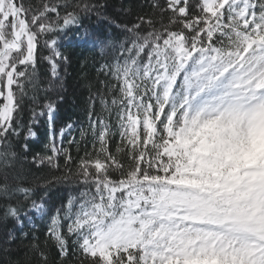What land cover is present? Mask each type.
<instances>
[{
	"label": "snow or ice",
	"instance_id": "snow-or-ice-1",
	"mask_svg": "<svg viewBox=\"0 0 264 264\" xmlns=\"http://www.w3.org/2000/svg\"><path fill=\"white\" fill-rule=\"evenodd\" d=\"M108 7L0 0V215L21 226L29 212L48 216L45 241L30 245L36 264H56L48 246L59 264H264V0L122 7L128 19L110 22L114 38L93 39L111 53L98 67L106 90L89 95L88 128L65 144L52 127L68 60L56 37ZM42 47L56 98L38 105ZM42 116L49 144L33 153L27 140ZM21 164L60 175L38 189L20 179ZM55 184L78 194L49 206ZM15 239L9 232L6 242Z\"/></svg>",
	"mask_w": 264,
	"mask_h": 264
},
{
	"label": "trees",
	"instance_id": "trees-1",
	"mask_svg": "<svg viewBox=\"0 0 264 264\" xmlns=\"http://www.w3.org/2000/svg\"><path fill=\"white\" fill-rule=\"evenodd\" d=\"M121 1L123 3L122 7L133 12L138 11L139 6L146 3V0H105L109 7L103 16L97 18L95 14L89 15L83 22L84 27L79 30L73 27L71 31H66L56 37L59 45L58 50L68 60L61 64L60 67V75L62 77L60 83L63 84L60 95L63 99L56 104L52 115V127L58 138L60 137V130H64L63 139L65 144L72 137L79 139L80 130L88 128L86 109L89 95H95L97 89H100L101 92L106 90L102 86V82H105V77L98 72V67L100 63L105 62L106 57L111 53L108 49L94 46L93 39L102 33L114 38V33L119 32V29L115 28L110 22L115 21L116 24H120L121 21L128 19L118 9ZM45 2H49V0H25V3L33 8H39ZM51 2L74 3L75 0H51ZM61 15H63L62 12ZM43 39H47V37L45 36ZM50 54L48 47H42L39 51L41 57L37 71L39 91L36 93L38 105L47 103V100L44 99L46 96L52 99L56 98L55 88L50 86L55 84L56 81L51 75V66L48 60L45 59ZM26 105L27 107L22 113V119L25 122H31V109L36 107V105L31 102V99L26 101ZM94 108L98 113L103 112L99 101L96 102ZM36 110L40 111L41 109L37 107ZM47 120L46 116L40 117L33 128L36 136L29 137L27 140L33 153H42L49 144L50 127ZM68 124H73L74 127L69 130L66 127ZM25 135L27 134L25 133ZM17 139L21 138L17 137ZM90 140L91 137L87 136L84 143L86 144ZM83 146L82 144L80 148L72 149L74 158L77 153L83 155ZM90 150L91 147L89 145ZM58 163L61 168L65 167L62 159L58 160ZM18 170L22 181H27L32 186L38 187V189L47 187L42 179L43 177L47 176L51 179L53 175H60L55 168L43 167L38 170L30 164L18 165ZM77 187V185L73 184H55L48 188L46 195L49 206L56 205L59 207L68 197L76 196L78 194L76 191ZM0 207H3V205H0ZM28 216L30 222L25 221L21 226L14 220L0 215V264H36L35 257L30 251V245L45 241L49 218L38 210L35 214L29 212ZM9 232L16 237L12 243L6 242ZM48 247L49 260H55L56 264H59L60 258L56 255L55 249L51 246ZM75 260L76 257H72L70 264H75Z\"/></svg>",
	"mask_w": 264,
	"mask_h": 264
},
{
	"label": "rangeland",
	"instance_id": "rangeland-1",
	"mask_svg": "<svg viewBox=\"0 0 264 264\" xmlns=\"http://www.w3.org/2000/svg\"><path fill=\"white\" fill-rule=\"evenodd\" d=\"M122 6H123V3H122V1H121L120 5H119V7H118L119 11H121ZM124 8H125V7H124Z\"/></svg>",
	"mask_w": 264,
	"mask_h": 264
}]
</instances>
